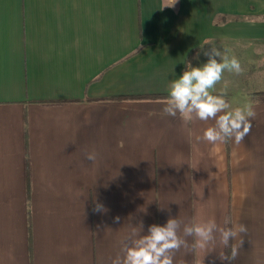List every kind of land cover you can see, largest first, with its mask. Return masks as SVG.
Masks as SVG:
<instances>
[{
  "label": "crops",
  "instance_id": "1",
  "mask_svg": "<svg viewBox=\"0 0 264 264\" xmlns=\"http://www.w3.org/2000/svg\"><path fill=\"white\" fill-rule=\"evenodd\" d=\"M164 2L0 0V264H111L132 229L228 215L232 264H264V0ZM212 45L243 70L212 90L254 112L239 143L162 113ZM214 247L174 264H230Z\"/></svg>",
  "mask_w": 264,
  "mask_h": 264
},
{
  "label": "clouds",
  "instance_id": "2",
  "mask_svg": "<svg viewBox=\"0 0 264 264\" xmlns=\"http://www.w3.org/2000/svg\"><path fill=\"white\" fill-rule=\"evenodd\" d=\"M176 3L177 0H165L161 9L174 7ZM204 54L209 57L206 62L193 66L187 61L183 74L168 84L169 94L161 101L162 113L172 117L179 114L186 124L196 119H212L215 124L204 130V140L215 143L234 138L239 143L251 130L250 118L254 116V112L247 106L232 108L224 98L225 91L213 94L212 90L222 80L225 70L240 74L243 71L241 64L235 56L229 58L214 45ZM85 155L86 159L96 163L98 153L95 149L87 151ZM93 211L104 213L108 209L97 201ZM119 219V216L115 218L116 221ZM246 231L243 224L237 229L230 215L224 217L222 224L204 217H193L189 222L170 217L164 225H150L146 235L132 229L122 241V254L111 258V264H174L175 253L181 248L190 249L191 252L204 250L206 255L215 250L214 245L217 243L231 250L230 255L219 253V258L232 264L238 255L234 241L239 233ZM188 238H191V244ZM175 264H183V260L176 261Z\"/></svg>",
  "mask_w": 264,
  "mask_h": 264
}]
</instances>
